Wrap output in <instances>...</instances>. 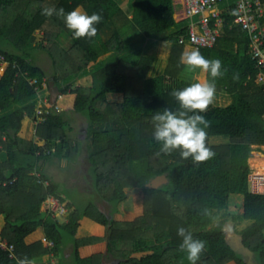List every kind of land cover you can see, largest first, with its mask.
<instances>
[{
  "label": "trees",
  "instance_id": "trees-1",
  "mask_svg": "<svg viewBox=\"0 0 264 264\" xmlns=\"http://www.w3.org/2000/svg\"><path fill=\"white\" fill-rule=\"evenodd\" d=\"M80 5L102 16L92 37L73 36L62 15L42 11L67 12ZM219 7L220 36L214 46L198 48L222 63L223 75L213 78L206 72L216 90L201 113L209 121L206 145L213 155L194 161L179 150L161 152L152 135L153 113L178 109L172 91L193 83L184 77L187 65L181 59L188 24L177 22L173 0H135L132 17L118 0H0V53L6 57L0 60V216L5 219L0 234L16 248V257H10L0 247V264H18L21 258L36 264L37 258L62 253L68 245L70 255L59 264H189L180 248L179 226L205 241L197 264H264V192L252 190L249 163L253 145H264V87L256 80L259 68L249 35L235 22V0ZM109 24L115 30L103 39ZM157 40L169 42L170 53L164 72L149 76L157 57L144 47ZM40 51L47 53L52 69L37 62ZM84 74L92 75V85H75ZM51 80L61 94L55 103L48 99V110L39 114L38 86H49ZM222 93L232 96L231 103L214 102ZM74 112L89 122L94 186L109 210L93 201L81 206L67 200L68 190L44 170L52 157L79 158L81 141L69 133ZM26 117L36 120V135L44 144L19 134ZM161 174L168 182L146 185ZM235 194L244 197L243 213L229 210ZM50 195L67 207L65 220L45 206ZM129 197L137 216L115 219L119 204ZM84 217L103 225L104 234H87ZM242 218L250 221L240 233L252 256L227 239L226 223ZM40 226L53 247L42 240L26 242Z\"/></svg>",
  "mask_w": 264,
  "mask_h": 264
},
{
  "label": "clouds",
  "instance_id": "clouds-1",
  "mask_svg": "<svg viewBox=\"0 0 264 264\" xmlns=\"http://www.w3.org/2000/svg\"><path fill=\"white\" fill-rule=\"evenodd\" d=\"M45 15H62L65 25L73 30V36L92 37L96 34V24L102 19L98 12L88 14L78 8L65 12L63 8L47 7L42 9ZM182 61L193 68L216 78L223 75L222 63L219 58H206L198 48L185 50ZM216 90L215 80L196 81L183 88L174 89L173 97L179 104L178 109L165 107L152 115L153 139L159 144L161 152L179 150L183 158L191 157L194 161L210 158L213 152L206 145V129L209 121L203 113L212 101ZM177 235L181 239L180 248L187 254L189 264H197L201 253L205 249V241L194 237L193 233L184 226L177 228ZM18 264H32L29 258H21Z\"/></svg>",
  "mask_w": 264,
  "mask_h": 264
},
{
  "label": "rangeland",
  "instance_id": "rangeland-1",
  "mask_svg": "<svg viewBox=\"0 0 264 264\" xmlns=\"http://www.w3.org/2000/svg\"><path fill=\"white\" fill-rule=\"evenodd\" d=\"M36 33H37L36 36L38 37V39H40L42 33L41 32H36ZM187 44H188V42H186V45ZM185 49H186V47H185ZM146 51H147V53L155 55L157 57L154 65L152 66L151 71L149 72V76L164 72L165 65L167 63L168 56L170 53V43L166 42L164 45H162L159 48L156 45H152V46L148 47V50H146ZM159 59H161V61ZM37 62L40 63L45 69H48V70L52 69V61L48 57V55L45 51L38 52ZM184 77L191 80L192 82L205 81L206 80V73H205V71H202L198 67L193 68V67H189L187 65V71L185 72ZM87 84H88L87 82H85V81L83 82L80 80L78 82H75V85L88 86ZM46 85H48L47 82H44L42 85L43 87L38 88L39 95L46 97V95H44L45 93L43 91L45 89ZM220 96L215 97L214 102L216 104L226 105L230 102L229 99L227 100L225 98H221ZM47 99L48 98H46L45 101L43 100V103L39 102V104H37L36 109H37L38 113H41L43 110L47 109V102H46ZM69 121H70L69 133H70L71 137H73L75 139H80L81 146H82V152H81L79 158L76 161H73L74 163L72 161H70L69 170L64 171V170L60 169L61 168L60 166L56 167V171L54 172V173H56V178L62 179L63 182L65 180L68 181V183H67L68 185L66 186V184H65L64 188H66L68 190L69 197L71 198V200H74L78 205L83 206L88 201H93L99 207L109 210L111 208L110 203L103 200L99 196V194L96 191V188L94 186V177H93V173L91 170V163H90L88 150H87L88 144L92 143L91 130H90L89 122L83 114L75 113V112L70 113ZM30 128L31 129L25 128V130H29L28 131L29 133H23V134H25V136L32 137V135L34 134L33 133L34 132L33 126ZM215 140L221 142V141H224L225 138H218ZM56 162H65V161L57 160ZM256 167L257 168L255 170L251 169L250 175L253 176V175L259 174V172L260 173L263 172V174H264V168L259 169V166H256ZM47 169L48 168H46V170ZM262 188H264V182L259 183V190L260 191L263 190ZM131 193H133V191H130V195H131ZM129 198L131 199V197H129ZM130 199H127L124 203H121V204L123 206L125 204H127L129 207H131L132 204H131ZM242 201H243L242 196L233 195L231 197L229 210L233 213H241L243 211ZM45 206L48 207V204H45ZM67 214H68V212H67ZM66 216L67 215L62 216L60 214H57V217L62 221L66 219ZM217 221H218V218L215 219V222H217ZM233 223H234L233 220H229L226 223V229L232 230L231 226ZM238 228L241 229L242 226L238 225ZM237 242L239 244V241H237ZM239 249L242 250L243 248L239 247ZM248 254H249V256H252L251 252ZM250 260H251V258H250Z\"/></svg>",
  "mask_w": 264,
  "mask_h": 264
},
{
  "label": "built area",
  "instance_id": "built-area-1",
  "mask_svg": "<svg viewBox=\"0 0 264 264\" xmlns=\"http://www.w3.org/2000/svg\"><path fill=\"white\" fill-rule=\"evenodd\" d=\"M224 0H184L185 12L189 18L188 36L182 38V42H188L197 48L212 47L221 34L220 24H223L219 3ZM238 16L235 22L244 29L250 38L251 55L256 59L258 73L256 80L264 87V4L261 0H235ZM196 16L198 18H196ZM212 19L214 23L212 24ZM0 60H6L5 55L0 53ZM32 83L37 79L33 78ZM38 88H40L38 86ZM42 113V112H41ZM40 114V113H39ZM39 175V173H36ZM48 183L47 180H43ZM250 182L253 190H259V183L264 182V174L250 175ZM45 204H48L52 213L57 216H65L68 212L67 207L59 198L50 195ZM47 246L53 247L54 241L44 237ZM0 247L7 250L10 257H16V248L13 243H9L0 234ZM51 264V263H48Z\"/></svg>",
  "mask_w": 264,
  "mask_h": 264
},
{
  "label": "crops",
  "instance_id": "crops-1",
  "mask_svg": "<svg viewBox=\"0 0 264 264\" xmlns=\"http://www.w3.org/2000/svg\"><path fill=\"white\" fill-rule=\"evenodd\" d=\"M119 3L121 4V6L124 8V10L129 14L130 17L133 16V13H134V1L135 0H118ZM174 2V9H175V18L177 20V22L179 23H183L184 25H187L188 22H189V18L187 17L186 15V12H185V6H184V0H173ZM79 10L81 11H84V8L82 5L78 6L77 7ZM196 18H198L196 16ZM220 28L223 30V24H220L219 25ZM115 30V27L114 25L112 24H109L108 26H106L103 31H102V37L103 39H108L112 36L113 32ZM37 32H40V31H37ZM37 35V33H36ZM166 43V41H162V40H157L156 42L154 43H151L149 45H146L144 48H145V51L148 50V47L152 46V45H156L159 47H161L162 45H164ZM192 48H197L196 46L188 43L186 45V49L185 50H191ZM147 52V51H146ZM161 61V59H159ZM159 61V62H160ZM168 62V60H167ZM40 64V63H39ZM41 65V64H40ZM167 66V63L165 65V68ZM162 73V72H161ZM206 73V72H205ZM85 81L87 82L88 86L92 85V81H93V78H92V75L91 74H84L83 76L79 77L76 82L78 81ZM44 91V95H46V97L42 96V95H39V101H38V104L39 102H42L43 103V100L45 101L46 98L50 99V89H49V86L46 85L45 86V89L43 90ZM221 95V96H220ZM220 95H217V96H220L221 98H225V99H229L231 103L232 101V96L227 94V93H222ZM216 96V97H217ZM48 99L46 100V102L48 101ZM215 99V98H214ZM228 103V104H229ZM226 104V105H228ZM36 120L32 117H26L23 121V127L22 129L20 130L19 134L27 139H33L35 140L36 142H38L39 144H44L45 141L40 139L37 135H36ZM33 126V130H34V136L32 135V137H28V136H25V134L23 133H29L28 131L29 130H25V128H28V129H31L30 127ZM3 158L6 157V154L4 153L2 155ZM57 160H59L57 157H52L50 160H48L47 162L44 163V170L45 172L50 176L52 177L54 180H56L57 182L60 183L61 187L64 188V185L66 184V186L68 185V181L65 180L63 182L62 179H57L56 178V173H54L56 171V167L60 166L61 170H69L70 168V162H56ZM73 162V161H72ZM74 163V162H73ZM249 163H250V166H251V169H256L257 167L256 166H259V169L261 168H264V145H253V148H252V152H251V156L249 158ZM46 168H48L46 170ZM60 171V170H59ZM263 174V172H261ZM259 172V174H261ZM60 175V174H59ZM47 182L49 183V181L47 180ZM48 183H45V184H48ZM251 188L253 190V184H251ZM263 190H258V192H264V188H262ZM63 195H65L63 193ZM235 195H238V196H242L243 200H244V197L243 195L241 194H235ZM67 200H71V198L69 196L66 197ZM130 199V198H128ZM127 200V199H126ZM125 200V201H126ZM131 200V199H130ZM125 201L121 202V203H124ZM119 204V210L117 212L114 213V218L117 219V220H132L134 219L136 216H137V213L134 212V210L132 209V205L131 207H129L127 204H125L124 206L122 204ZM243 203V201H242ZM243 213V211L241 212ZM67 215V214H66ZM250 221L249 220H246V219H241L239 221H237L236 223L234 222L231 226V229L232 230H229V229H226L227 230V239L228 241L232 244V246H234L237 250H240L239 247H242L243 249L240 250V251H243L244 253L248 254L250 253L251 251L244 245L243 243V240H242V235L240 233V231L249 223ZM5 224V219H4V216L1 215L0 216V231L3 227V225ZM82 225L84 227V230L87 234H98V235H102L104 234L105 232V227L103 225H101L100 223H97L96 221L92 220L91 218L89 217H84L82 219ZM238 225L242 226L241 229L238 228ZM44 237H45V231H44V227L43 226H40L38 227L34 232L30 233L28 236H26V242L27 243H33V242H36L38 240H42L44 242ZM239 241V244L238 242ZM44 244L46 245V243L44 242ZM70 252H71V245H68L64 252H60L58 254H54L52 253L51 255H46V256H42V257H39L35 260V263L36 264H48V263H51V264H59L62 257H67L70 255ZM107 264H112L111 260H107Z\"/></svg>",
  "mask_w": 264,
  "mask_h": 264
},
{
  "label": "water",
  "instance_id": "water-1",
  "mask_svg": "<svg viewBox=\"0 0 264 264\" xmlns=\"http://www.w3.org/2000/svg\"><path fill=\"white\" fill-rule=\"evenodd\" d=\"M49 89H50V100L52 103H55L59 95L61 94L60 87L55 84L54 80L49 82ZM168 182V177L166 174L158 175L152 178L146 185L151 188L159 187L163 183Z\"/></svg>",
  "mask_w": 264,
  "mask_h": 264
},
{
  "label": "bare ground",
  "instance_id": "bare-ground-1",
  "mask_svg": "<svg viewBox=\"0 0 264 264\" xmlns=\"http://www.w3.org/2000/svg\"><path fill=\"white\" fill-rule=\"evenodd\" d=\"M262 174V173H261Z\"/></svg>",
  "mask_w": 264,
  "mask_h": 264
}]
</instances>
